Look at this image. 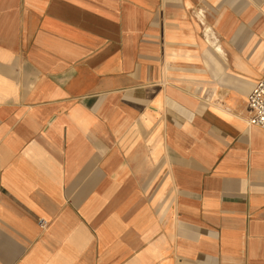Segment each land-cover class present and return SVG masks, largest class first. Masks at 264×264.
<instances>
[{"label": "crops", "instance_id": "1", "mask_svg": "<svg viewBox=\"0 0 264 264\" xmlns=\"http://www.w3.org/2000/svg\"><path fill=\"white\" fill-rule=\"evenodd\" d=\"M261 78L264 0H0V264H264Z\"/></svg>", "mask_w": 264, "mask_h": 264}, {"label": "built area", "instance_id": "2", "mask_svg": "<svg viewBox=\"0 0 264 264\" xmlns=\"http://www.w3.org/2000/svg\"><path fill=\"white\" fill-rule=\"evenodd\" d=\"M248 124L264 129V78L254 83L248 94ZM42 226L47 225V221L40 220Z\"/></svg>", "mask_w": 264, "mask_h": 264}, {"label": "bare ground", "instance_id": "3", "mask_svg": "<svg viewBox=\"0 0 264 264\" xmlns=\"http://www.w3.org/2000/svg\"><path fill=\"white\" fill-rule=\"evenodd\" d=\"M199 15V14H198ZM204 16V15H203ZM201 19V18H200ZM212 29H210V31H211ZM212 33V32H211ZM213 34V33H212ZM214 37H216V36H214ZM210 39V38H209ZM210 43V42H209ZM213 45V44H212Z\"/></svg>", "mask_w": 264, "mask_h": 264}]
</instances>
